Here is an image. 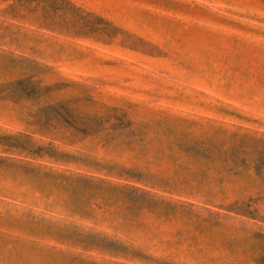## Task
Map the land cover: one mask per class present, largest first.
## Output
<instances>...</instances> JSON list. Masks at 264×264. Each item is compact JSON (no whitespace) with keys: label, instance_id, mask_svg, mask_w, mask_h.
Segmentation results:
<instances>
[{"label":"rangeland","instance_id":"rangeland-1","mask_svg":"<svg viewBox=\"0 0 264 264\" xmlns=\"http://www.w3.org/2000/svg\"><path fill=\"white\" fill-rule=\"evenodd\" d=\"M6 6L0 264H264V0Z\"/></svg>","mask_w":264,"mask_h":264},{"label":"trees","instance_id":"trees-1","mask_svg":"<svg viewBox=\"0 0 264 264\" xmlns=\"http://www.w3.org/2000/svg\"><path fill=\"white\" fill-rule=\"evenodd\" d=\"M7 2V6L5 10H3L7 14H11L14 17L23 18L28 14H33L37 7L39 0H0V3ZM237 212L245 214V215H252V211L249 209V206L238 205L234 207ZM96 247L103 248L108 250L113 254H120L123 256H131V257H138L139 255L135 253L134 249H129L126 245L122 243H98L95 245Z\"/></svg>","mask_w":264,"mask_h":264}]
</instances>
